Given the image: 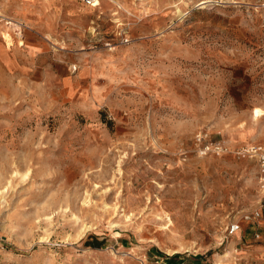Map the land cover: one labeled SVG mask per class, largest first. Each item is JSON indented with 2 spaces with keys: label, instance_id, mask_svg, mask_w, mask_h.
Returning <instances> with one entry per match:
<instances>
[{
  "label": "rangeland",
  "instance_id": "obj_1",
  "mask_svg": "<svg viewBox=\"0 0 264 264\" xmlns=\"http://www.w3.org/2000/svg\"><path fill=\"white\" fill-rule=\"evenodd\" d=\"M251 145L264 0H0V264H264Z\"/></svg>",
  "mask_w": 264,
  "mask_h": 264
},
{
  "label": "built area",
  "instance_id": "obj_2",
  "mask_svg": "<svg viewBox=\"0 0 264 264\" xmlns=\"http://www.w3.org/2000/svg\"><path fill=\"white\" fill-rule=\"evenodd\" d=\"M84 1L87 5H92V3L94 2V0H84ZM212 148H214V150H216L217 153H220L223 150V147L219 145V143L211 144V147L209 145L206 146V150H211ZM236 153L238 155L248 157L256 162L258 166L259 187L264 192V146L251 145L238 149ZM238 229H239V225L231 224L229 232L233 233L236 232Z\"/></svg>",
  "mask_w": 264,
  "mask_h": 264
},
{
  "label": "bare ground",
  "instance_id": "obj_3",
  "mask_svg": "<svg viewBox=\"0 0 264 264\" xmlns=\"http://www.w3.org/2000/svg\"><path fill=\"white\" fill-rule=\"evenodd\" d=\"M94 1H96V0H94ZM5 39H6V42H7L8 45L11 44L10 43L11 42V38H10V36L8 34H5Z\"/></svg>",
  "mask_w": 264,
  "mask_h": 264
},
{
  "label": "trees",
  "instance_id": "obj_4",
  "mask_svg": "<svg viewBox=\"0 0 264 264\" xmlns=\"http://www.w3.org/2000/svg\"><path fill=\"white\" fill-rule=\"evenodd\" d=\"M175 261H174V258L173 257H171V258H169L168 259V263H174Z\"/></svg>",
  "mask_w": 264,
  "mask_h": 264
}]
</instances>
